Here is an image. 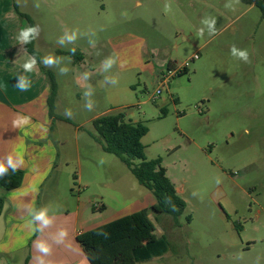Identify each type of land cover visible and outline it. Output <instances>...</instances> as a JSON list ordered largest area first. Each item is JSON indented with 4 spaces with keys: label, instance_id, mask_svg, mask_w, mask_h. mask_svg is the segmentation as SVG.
I'll list each match as a JSON object with an SVG mask.
<instances>
[{
    "label": "rangeland",
    "instance_id": "obj_1",
    "mask_svg": "<svg viewBox=\"0 0 264 264\" xmlns=\"http://www.w3.org/2000/svg\"><path fill=\"white\" fill-rule=\"evenodd\" d=\"M16 1L41 27L37 52L62 58L48 68L58 72L68 68L67 74L60 75L59 113L65 116L70 109L73 123L59 128L66 141L59 163L68 165L69 194L100 197L106 183L107 190L119 192L118 205L135 199L142 202L146 194L153 197L92 136L93 123L88 120L95 112L125 113L127 121L148 127L143 143L146 158L162 159L187 205L178 227L171 216L157 215L147 207L156 236L170 243L164 256L147 264H264V20L260 10L241 0ZM166 3L171 5L168 13ZM207 17L216 19L217 35L209 36L201 23ZM72 30L78 31L75 41L58 42ZM128 34L139 40L131 37L132 45L122 46ZM233 44L247 49L250 62L231 56ZM72 48L87 55L85 65L75 64L65 54ZM195 55L198 58L191 61ZM109 56L116 63L105 72L102 64ZM167 60L173 65L190 64L187 73L171 78L153 100L162 82L158 65ZM74 66L95 71L85 80L86 87L66 80ZM76 76L84 74L80 71ZM106 77L118 82L107 83ZM88 88L91 97L84 96ZM115 94L119 104L112 106ZM88 99L94 102L95 112L85 108ZM81 177L88 189L79 183Z\"/></svg>",
    "mask_w": 264,
    "mask_h": 264
},
{
    "label": "crops",
    "instance_id": "obj_2",
    "mask_svg": "<svg viewBox=\"0 0 264 264\" xmlns=\"http://www.w3.org/2000/svg\"><path fill=\"white\" fill-rule=\"evenodd\" d=\"M19 13L27 19L20 17ZM28 26L36 24L21 10L16 0H0V159L17 152L24 159V164L19 168L24 173L23 183L18 189L5 193V204L0 214V264H41V260L43 264H91L87 250L77 240L81 234L147 207L151 208L156 200L151 194H146L142 202L135 199L126 206L118 205V200H121L119 192L107 190L106 183V190L102 191L100 197L95 194L86 197L69 194L71 185L68 178L66 179L68 165L65 163L62 166L59 163L61 146L66 144L61 138L59 128L61 125H71L72 121L59 113L62 91L59 72L38 64L32 73H24L32 81L31 88L27 92H21L15 87L17 74L23 75L22 65L31 56L27 44L19 43L17 39L20 30ZM39 28L41 34V27ZM39 36L33 40L36 52ZM131 37L136 36L126 35L121 45H132V40H128ZM135 39L139 40L138 37ZM121 45L122 59L124 50ZM83 55V62L77 65H85L87 55ZM39 56L41 59L42 56ZM173 63L171 60L159 63L160 73L163 74ZM120 65L121 69L127 68ZM72 69L68 73L71 77L66 80L82 83L83 87L87 86L83 76L76 74H80V71L82 74L88 73V76L95 73L86 68H80L79 71L75 66ZM47 72L54 75L57 83L54 117L49 112L50 84ZM114 93L112 91L111 96ZM117 98L118 94H115L111 100L112 106L119 104L115 101ZM92 111L95 112L96 109L92 108ZM111 111L113 110L95 112L88 121L93 123L95 119L109 115ZM18 115L30 117V124L21 128L13 127V120ZM79 128L77 126V133H81ZM97 145L102 149L99 143ZM79 183L84 184V189L89 188L82 177L79 178ZM175 187L177 189L176 184ZM98 198H101L102 202L98 203ZM109 201L112 202L111 206ZM29 207H35L37 210L47 208L49 216L54 220L53 224L42 233L33 232L27 226L30 219ZM61 229L65 230L67 235L63 243L57 244L52 237ZM38 240L49 243L50 254L44 255L36 249L35 243Z\"/></svg>",
    "mask_w": 264,
    "mask_h": 264
},
{
    "label": "trees",
    "instance_id": "obj_3",
    "mask_svg": "<svg viewBox=\"0 0 264 264\" xmlns=\"http://www.w3.org/2000/svg\"><path fill=\"white\" fill-rule=\"evenodd\" d=\"M241 1L257 7L264 20V0ZM19 15L27 19L25 15ZM26 46L41 66L34 42ZM65 54L73 58L75 64L84 60L83 53L78 49L74 54L71 51ZM182 73H187V70ZM46 74L50 84L49 112L54 117L57 83L54 75L49 72ZM163 114L165 116L166 112L163 111ZM93 128L92 136L102 146L103 151L119 158L138 183L155 197L156 203L150 210L157 215L171 216L174 226L178 227L179 218L184 214L187 205L162 166V159L146 158L142 139L147 135L148 127L140 122L127 121L125 113H118L98 117L93 121ZM23 178L24 173L20 170L15 173L10 170L8 175L0 178V214L5 204V193L21 187ZM187 220L191 222V217ZM77 240L87 250L91 264L144 263L164 256L170 248L166 237L158 238L155 235V226L148 217L147 209L85 232Z\"/></svg>",
    "mask_w": 264,
    "mask_h": 264
},
{
    "label": "clouds",
    "instance_id": "obj_4",
    "mask_svg": "<svg viewBox=\"0 0 264 264\" xmlns=\"http://www.w3.org/2000/svg\"><path fill=\"white\" fill-rule=\"evenodd\" d=\"M236 2L238 3L239 0H236ZM225 7L231 8L232 5L226 4ZM164 11L165 13L170 12L171 5L166 3L164 5ZM201 23L207 26L209 36L217 35V30H216L217 21L215 18H211V17L204 18L201 21ZM39 34H40V28L38 25L28 26L20 30L17 39L19 43L29 44L34 39H36L39 36ZM91 35H95V33H91ZM199 35L200 36L204 35L203 28L199 29ZM77 36H78L77 30L65 31L64 35L59 38L58 42L62 44L64 40L75 41L77 39ZM90 43L94 44V41H90ZM70 51L74 54L75 48L70 49ZM24 52H26V50ZM230 54L232 57L240 61H243L245 63L250 62L249 53L247 49H240L235 44L231 45ZM61 59H62L61 57L55 56L53 54H48L42 57L39 63L45 67L50 68L59 64ZM115 63L116 60L113 56H109L105 58L102 64L103 71L108 72L109 70H111V68ZM37 65H38V61L35 55L29 56L28 59L23 63L22 65L23 75L17 74L16 76L17 84L15 86L21 92H27L32 86L31 79L24 73H32L37 69ZM67 72H68V68L63 67L60 69L59 74L64 75L67 74ZM88 75H89L88 73H85L83 79L87 80ZM105 80L107 83H110L112 85H115L118 82L117 79L114 77L113 78L106 77ZM92 94H93L92 89L88 88V90L85 91L84 96L91 97ZM93 106H94V102L91 99H88L85 103V108L91 111ZM64 114L68 118H72L73 116V113L70 109H66ZM29 124H30V117L28 116L18 115L17 118L13 120V127L15 128H21ZM101 163H103V161H101ZM23 164H24V159L19 152H17L15 155L9 154L6 158L0 159V178H3L6 175H8L10 170L12 173H15L16 171L19 170V168ZM217 183H219V180L217 181ZM48 212L49 210L47 208H40L39 210H37L35 207H29L28 215L30 216V219L27 221V226L31 228L33 232L42 233L44 229L50 227L54 222L53 218L49 216ZM66 235H67L66 231L61 229L52 237V239L55 241V243L60 244L63 243ZM35 247L40 253L44 255L50 254L51 252V246L47 241L44 240H38L35 243ZM41 264H43L42 260H41Z\"/></svg>",
    "mask_w": 264,
    "mask_h": 264
},
{
    "label": "built area",
    "instance_id": "obj_5",
    "mask_svg": "<svg viewBox=\"0 0 264 264\" xmlns=\"http://www.w3.org/2000/svg\"><path fill=\"white\" fill-rule=\"evenodd\" d=\"M198 56L195 55L194 58L191 59V61L197 59ZM190 62H185L181 65H173L171 64L162 74V82L160 88L157 90L156 94L153 96V100H156L158 96L161 94L162 89L168 86V83L171 78L175 77L176 75L180 74L184 70H187Z\"/></svg>",
    "mask_w": 264,
    "mask_h": 264
}]
</instances>
